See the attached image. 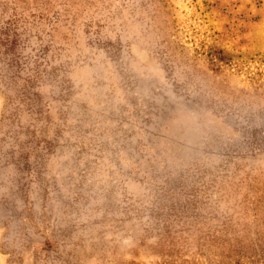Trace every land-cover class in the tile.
<instances>
[{"label": "rangeland", "instance_id": "obj_1", "mask_svg": "<svg viewBox=\"0 0 264 264\" xmlns=\"http://www.w3.org/2000/svg\"><path fill=\"white\" fill-rule=\"evenodd\" d=\"M0 264H264V0H0Z\"/></svg>", "mask_w": 264, "mask_h": 264}]
</instances>
